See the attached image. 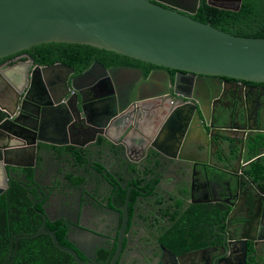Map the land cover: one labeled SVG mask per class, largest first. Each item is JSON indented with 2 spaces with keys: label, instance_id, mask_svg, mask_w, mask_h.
Listing matches in <instances>:
<instances>
[{
  "label": "flooded vegetation",
  "instance_id": "flooded-vegetation-1",
  "mask_svg": "<svg viewBox=\"0 0 264 264\" xmlns=\"http://www.w3.org/2000/svg\"><path fill=\"white\" fill-rule=\"evenodd\" d=\"M210 2L233 7L237 1ZM64 59L45 64L68 68L36 72L30 98L20 95L18 121L56 143H39L33 168L6 166L0 196L10 202L14 188L22 190L9 207L8 225L19 224L15 229L31 233L26 235L41 227L53 231L62 246L90 264H264V143L258 150L252 142L243 144L253 128H264V83L224 78L197 101L174 94L177 71L166 69L165 102L148 103L143 115L130 113V102L116 129L108 114L81 119L72 80L84 89L87 110L109 91L106 100L117 110L128 86L162 68L104 53L89 65L74 55ZM93 62L131 70L113 77L93 67L82 81ZM84 137L91 140L83 147L70 143ZM41 234L54 245L49 234ZM13 236L18 234L12 233L10 245Z\"/></svg>",
  "mask_w": 264,
  "mask_h": 264
},
{
  "label": "water",
  "instance_id": "water-1",
  "mask_svg": "<svg viewBox=\"0 0 264 264\" xmlns=\"http://www.w3.org/2000/svg\"><path fill=\"white\" fill-rule=\"evenodd\" d=\"M236 1L233 7L213 5L210 0L207 4L236 11L241 0ZM200 4V0H0V58L41 43L69 42L114 51L161 67L159 75L140 78L133 89V85L128 86L120 94L124 101L118 100L117 110L113 104L109 106L112 99L106 100L113 95L110 91L99 95L101 100L92 111L87 110L84 89L72 80L71 87L77 91L81 103L78 108L81 119L88 122L92 113L108 114L107 117L113 116L116 129L118 114L121 117L130 102L133 105L130 113L136 111L137 115H143L148 103L165 102L164 94L168 91L166 69L177 71L171 83L174 94L197 101L214 92L224 78L264 83V37L231 34L210 22L193 18ZM31 63L32 60L22 61L0 68V177L5 175L6 166L33 168L39 142L44 140L40 130L18 121L23 104L20 95L23 93L24 99L30 98L36 72L68 68L61 63L37 67ZM93 67H99L103 75L108 71L113 77L131 70L128 66L106 69L101 63L93 62L83 73L82 81L91 76ZM138 72L140 74V70ZM10 73L16 74L14 78H10ZM104 80L110 87L108 78ZM147 89L159 91L143 94L142 91ZM262 134L264 128H253L246 136L244 146L252 142L258 150L264 143V137L258 140ZM106 138L117 144L107 134ZM83 140L70 143L83 147L91 139L84 137ZM6 184L0 185V192ZM262 210L264 212V203ZM41 233L49 234L54 245L70 253L76 264H90L83 262L72 249L62 246L53 231L42 227L32 235L14 236L11 244L13 240ZM9 257L10 251L7 259Z\"/></svg>",
  "mask_w": 264,
  "mask_h": 264
},
{
  "label": "trees",
  "instance_id": "trees-1",
  "mask_svg": "<svg viewBox=\"0 0 264 264\" xmlns=\"http://www.w3.org/2000/svg\"><path fill=\"white\" fill-rule=\"evenodd\" d=\"M192 17L202 22H210L214 27L231 34L264 37V0H241L236 11L202 2ZM100 53L129 59L114 51L87 44L47 42L0 58V68L16 60L32 59L33 62L45 64L55 60H65L64 57L68 55L79 57L83 60V65H89ZM11 195L15 196L13 198L15 200L10 199V202L9 199L0 196V264H76L68 254L54 247L42 234L19 238L10 245L12 233L31 234L28 231L20 232L15 229L19 224H11L12 228L8 225L9 214L13 218L9 207L13 201L22 198V190L16 187ZM9 251L10 257L7 259Z\"/></svg>",
  "mask_w": 264,
  "mask_h": 264
},
{
  "label": "crops",
  "instance_id": "crops-1",
  "mask_svg": "<svg viewBox=\"0 0 264 264\" xmlns=\"http://www.w3.org/2000/svg\"><path fill=\"white\" fill-rule=\"evenodd\" d=\"M42 137H48L47 135H42ZM52 139H44L42 142H39V143H42V144H45V145H51L53 144L52 142L55 141L53 140V138H55L54 136L51 137Z\"/></svg>",
  "mask_w": 264,
  "mask_h": 264
}]
</instances>
